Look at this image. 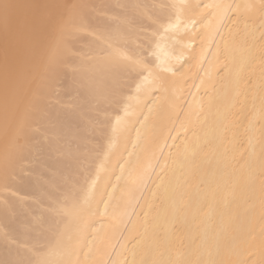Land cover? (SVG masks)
Listing matches in <instances>:
<instances>
[{
	"label": "bare ground",
	"instance_id": "1",
	"mask_svg": "<svg viewBox=\"0 0 264 264\" xmlns=\"http://www.w3.org/2000/svg\"><path fill=\"white\" fill-rule=\"evenodd\" d=\"M0 264H264V0H0Z\"/></svg>",
	"mask_w": 264,
	"mask_h": 264
}]
</instances>
